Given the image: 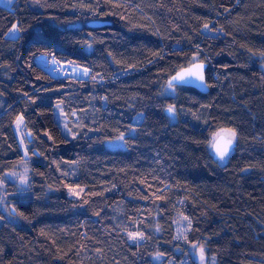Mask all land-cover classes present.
Returning a JSON list of instances; mask_svg holds the SVG:
<instances>
[{"label":"trees","instance_id":"obj_1","mask_svg":"<svg viewBox=\"0 0 264 264\" xmlns=\"http://www.w3.org/2000/svg\"><path fill=\"white\" fill-rule=\"evenodd\" d=\"M40 56L88 77L54 76ZM194 57L206 65L208 92L166 93ZM262 58L264 0L0 8V177L23 159L18 117L32 139L27 192L10 203L16 222L0 213V264H155V255L168 264L198 242L216 264H264ZM220 129L235 131V147L216 161L209 145ZM121 134L124 150L104 147ZM177 214L187 219L183 242Z\"/></svg>","mask_w":264,"mask_h":264},{"label":"rangeland","instance_id":"obj_2","mask_svg":"<svg viewBox=\"0 0 264 264\" xmlns=\"http://www.w3.org/2000/svg\"><path fill=\"white\" fill-rule=\"evenodd\" d=\"M15 1L16 0H11V3H8L7 0H0V8L12 10ZM18 34L19 32L15 33L14 37L11 35H7V36L8 38L14 39L15 37L18 36ZM36 63L44 67L48 72H50L52 75L55 76L52 69L56 66V63L52 58L49 59L45 56H40L36 59ZM57 65L60 68H68L70 71V75L73 78L86 79L88 77L89 72H87V74H84V70H85L84 67L78 66L76 64H69L67 66H64L63 64H57ZM259 66L264 73V58L261 59ZM167 86L165 87V92L169 94L174 93V88L170 89ZM55 109H56L55 111L56 120L57 121L59 120L60 123L62 124L61 126L62 132L66 136L67 130L65 128V120L61 116L60 112H58L59 108L56 107ZM141 119H142V114H138L136 117H134L133 124L134 125L138 124L141 121ZM134 130H135L134 126L131 127L127 135L129 136L134 135ZM220 130H217L213 133L219 132ZM25 132L26 131L23 125V119L20 116L15 120L13 124V133L18 143L19 151L22 154L23 159L21 162L16 164L10 171L4 173L0 177V213L4 216V219L10 223L16 222L15 217L9 214L12 208L10 203L12 202L13 198H18V199L22 198L26 194L29 186L28 185L29 166H30L31 158L28 154V150L32 147V142L28 143L26 141ZM67 137H71V136H67ZM125 137L126 135H123L122 140L115 138L113 140L106 141L103 145L108 150H121V149L124 150ZM212 141H213V134L211 135L210 144ZM22 180L24 181L23 183H21ZM173 222H174L176 239L179 242H183L182 238L186 233V231H188L187 219L183 215L177 214ZM1 223L2 220L0 219V224ZM205 251H206V247L204 242L190 244L187 247V252L184 253V255L179 260L171 261L168 264H216L215 258L213 256H208ZM176 252L180 253L181 247H177ZM201 254L203 255V258H201ZM152 259L155 264H160L162 258L158 255H155L153 256Z\"/></svg>","mask_w":264,"mask_h":264},{"label":"snow or ice","instance_id":"obj_3","mask_svg":"<svg viewBox=\"0 0 264 264\" xmlns=\"http://www.w3.org/2000/svg\"><path fill=\"white\" fill-rule=\"evenodd\" d=\"M8 3H11V0H7ZM90 3L91 0H88ZM83 3V0H82ZM207 28V25H205ZM20 28L18 25H13L11 29H9V32L5 35H11L15 36V33L19 32ZM18 38V37H15ZM204 65L203 63H197L196 58H193V62L190 67L183 68L180 72H178L175 76L172 77V79L168 83V88L172 89L175 88L181 84L186 83L189 80H196L200 84H204V75H203ZM88 70H84V74H87ZM167 112L170 115L175 114V108L173 106H169L167 108ZM236 137V133L234 130H220L219 132L213 133V141L210 144V147L214 149L215 156L223 161L227 155L229 154L231 147L233 145L234 139ZM117 139H123V134H121L120 137ZM24 181L22 180L21 183ZM130 239H136L137 237L129 234ZM201 258H203V255L201 254Z\"/></svg>","mask_w":264,"mask_h":264},{"label":"water","instance_id":"obj_4","mask_svg":"<svg viewBox=\"0 0 264 264\" xmlns=\"http://www.w3.org/2000/svg\"><path fill=\"white\" fill-rule=\"evenodd\" d=\"M103 25H105L104 24V22H101V21H91V22H88L87 23V26L88 27H91V28H96V27H101V26H103ZM197 63H201V62H197ZM203 65H204V70H203V75H204V84L202 85V84H200L198 81H196V80H189V81H187L186 83H184V84H181V85H179V87H188V88H192V89H194V90H196L197 92H199V93H201V94H206L207 92H208V86H207V84H206V80H205V68H206V65H205V63H203ZM191 65H189L188 67H190ZM185 68H187V67H185ZM182 70V69H181ZM181 70H179L178 72H180ZM178 72H176L175 74L173 73V75L168 79V83H169V81L172 79V77L173 76H175ZM178 87V86H177ZM25 138H26V141L28 142V143H31L32 142V139H31V136H30V133L29 132H25ZM210 146V145H209ZM234 147H235V145H234V142H233V145H232V147H231V150H230V152H229V154L233 151V149H234ZM210 151H211V154H212V157H213V159L214 160H216V161H221V160H219L216 156H215V154H214V149H212L211 147H210ZM33 153H35V151H33ZM228 154V155H229Z\"/></svg>","mask_w":264,"mask_h":264},{"label":"built area","instance_id":"obj_5","mask_svg":"<svg viewBox=\"0 0 264 264\" xmlns=\"http://www.w3.org/2000/svg\"><path fill=\"white\" fill-rule=\"evenodd\" d=\"M52 70L57 77H63L64 75L69 73L68 68H60L57 64Z\"/></svg>","mask_w":264,"mask_h":264}]
</instances>
